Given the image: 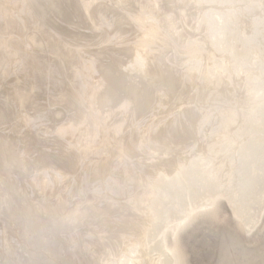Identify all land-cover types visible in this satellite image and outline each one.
Wrapping results in <instances>:
<instances>
[{"label": "bare ground", "instance_id": "obj_1", "mask_svg": "<svg viewBox=\"0 0 264 264\" xmlns=\"http://www.w3.org/2000/svg\"><path fill=\"white\" fill-rule=\"evenodd\" d=\"M0 1V19L9 29L6 34L3 33L5 25L2 28L3 24H0V47L5 44L7 47L10 43V51L9 47L4 52L0 48L1 66H5L12 57L11 70L20 76L28 77L32 71L36 72V68H33L35 65H29L32 59L29 49H35L39 41L32 39L34 37L30 35V27L27 24L33 20L34 14L44 23L42 15H46L48 8L57 5L53 0ZM76 1L77 4L79 1L83 5L86 25L104 29L107 33L106 39H100L105 47L99 50L94 46L95 49L98 52L112 51L114 57L129 54V60L122 65L125 69L123 70L127 77L136 80L137 84L141 79L146 83L155 84L156 90L152 87H146L145 90L155 92L157 108L150 111L152 115L147 113L151 116L145 118L139 137L131 131L123 132V118L118 116L120 119L116 120L117 115L112 116L113 113H108L109 110L106 109V104L114 106V95L106 89L105 77L96 71L94 65L97 64L98 58L95 55L93 59L80 56L77 66L67 61L72 64V75L77 80L79 78L83 90L81 92L74 88L73 97L80 103L82 101L85 113L83 112L80 123L66 120L67 122L55 128V132L56 135L66 138L65 149L70 154L72 149H78V154L75 155L80 159L75 162L84 160L81 166V169L85 167L82 169L85 171L82 181L88 190L93 189V193H88L91 191L89 190L80 197L73 192V187L71 191H67L65 183L74 185L76 179L78 180L77 176L66 171L67 167L54 168L53 172L57 173L50 177L55 180L58 176L57 181L62 184L61 188L65 189L69 198L66 200L63 194L61 201L54 198L50 205L37 207V212L30 209L32 215L35 214L32 211L37 213L36 216L29 217L31 224L27 221L26 225V229L33 231L32 241L37 245L43 244V235L46 234L37 232L36 227L42 225L43 227L39 228L43 231L44 222L49 225L52 223L55 225L54 231L57 228L59 232H64L61 240L65 245L60 246L61 250L58 249L64 253L59 258L61 263L185 264L178 245L179 233L199 215L215 214L221 199L226 201L246 233L255 230L264 212V0ZM114 11L115 16L112 14ZM101 35H104L103 32ZM120 37L123 38L122 41H116L121 39ZM112 41L114 42L111 43ZM19 42H25L29 48L17 51L15 47ZM87 47L89 48V45ZM24 52L28 54L27 57L22 56ZM58 54L62 61L73 56L69 51H60ZM49 72L52 74L54 71ZM1 79H4L3 76ZM171 96L173 98H170ZM73 97L63 95L58 98V103H72ZM129 102L118 108L124 119L127 118ZM5 118L6 115L0 108V125L7 121ZM28 119L31 117L24 119L25 125L29 124ZM0 131L3 130L0 128ZM4 138L6 135L2 136L0 133V173L10 169L13 171L12 167L21 174L25 170H31L32 166H27V159L23 160L24 156L14 153ZM10 143L16 145L17 142L10 139ZM112 149H116L119 154L111 157ZM47 158L49 156L41 161L39 157L35 162L42 165ZM112 164L115 170H109ZM29 167L31 168L28 169ZM37 168L34 170L37 171ZM106 172L110 173L109 177ZM98 176L102 178L100 186L94 183ZM9 177L10 183L11 180L17 179ZM1 178V183L2 179H7ZM47 179L38 186H52V181L48 183ZM92 181L94 182L90 186L89 182ZM14 182H6V185L11 186ZM68 186L70 188V185ZM36 187L34 189H37ZM0 188L3 191L6 187L2 189L0 185ZM23 190L16 194L23 195ZM6 194L8 195L7 192ZM4 196L2 200H5L3 203L7 206L3 205V210L10 213L11 202L9 204ZM30 197L35 199L36 196L31 194ZM70 198L74 199L72 202H76L74 206L79 204L78 201L86 204H79L83 209L79 206L75 211L71 208L73 205H68ZM13 205L10 206L11 209H15ZM4 207H7L6 210ZM1 212L4 213L2 208ZM46 217L52 221L46 222ZM82 221L86 227L84 233L89 234L86 238H81L76 233ZM6 223V219L1 216L0 236L3 248L7 247V232L11 229L8 227L7 230ZM70 227L74 230L68 233ZM19 228L16 229L18 232ZM60 242L59 240L58 243L61 244ZM78 243L81 251H77ZM9 245L10 264H48V260H51L48 253L45 257L41 256V259L25 262L21 259L20 248L14 249L11 243ZM50 263L57 264L51 261Z\"/></svg>", "mask_w": 264, "mask_h": 264}, {"label": "rangeland", "instance_id": "obj_2", "mask_svg": "<svg viewBox=\"0 0 264 264\" xmlns=\"http://www.w3.org/2000/svg\"><path fill=\"white\" fill-rule=\"evenodd\" d=\"M53 1L55 2V4L57 6H54L53 8L51 7L50 9L48 8L46 10V15H42L44 18L40 16L45 21L44 23H41L40 18L35 16V14H34V18L32 17L33 20L29 21V24H27L30 27V29H28L30 35H33L32 37H34L32 39H35V40L38 39V41H39V42H37V43H39L37 45V47L33 43L35 45V47H34L35 49H32V48L29 49L30 55H32L31 56L32 59H31V62H29L30 63L29 65H31V67L35 65L33 68H36V72L32 71L33 74L32 73H31L32 75L29 74L28 77L27 76L24 77L23 75L20 76V74H16V71L11 70V67L13 66L12 62H11L13 60L12 57L9 58L8 62H6V64H5L6 67L3 65L1 66V63H0V108L3 109V112L6 115V118L4 120H7V121H4L3 125L2 124L0 125L1 130H3V131H0V133L2 134V136L6 135V138H4V140L6 141V144L11 145L10 147L12 148V151H15L14 153L19 154L18 156H20V155L24 156L22 159L23 160L27 159V161H28V162L26 161V163L28 164L27 166H32V168L31 167L28 168V169L31 168L32 171L31 170H29V171L22 170V172L24 171L23 174H21L18 170L16 171L15 167H14V169L12 167L13 171H11V169L9 171L6 170L7 172H9V173L4 172L5 174L7 173L6 175L9 174V176H12L11 178H13V179L15 177H17V179L15 178L16 181L14 180L15 181L14 182L13 180H11V183L9 182L10 181L9 176H6L3 172L0 173L1 174L0 176H2V178H5V179L7 178L6 180H8V181L5 180L7 183L12 184V182H14L13 185H11L14 187H11L9 185H6L7 183L4 181V179H2L0 177L2 179V182L4 183V185H2L3 183L0 182L1 183L0 185H1L2 189H4L6 187L5 189H7V190H5V189L4 190L8 193V195H7L6 192L4 190L2 191L0 188V196L3 193V195H5L4 197H6L5 199L8 200L9 204H10V202L12 205L14 203L13 207L15 208V209H13V208L11 209L12 205L10 204L9 205V209H10L9 212L10 213H8V211H4L3 205H6V204H4L3 201H5V200H2L3 195L0 197V199H1L0 200V212H1V208H2V211L4 212V213H2V212L0 213V218L2 216V218L6 219V221H7L6 224H8V225H6L7 230H8V227L9 228L11 227V229H9V231L7 232L9 234V236H8L9 239H7L8 241L6 242V245H5L7 247L3 248V246L1 245L2 241H1V236H0V248H1L0 253L2 254V255L0 254V264H5V263L10 264V260H9V258H10V255H9L10 254V248H9L10 245H9V243H11V245L14 247V249H17V247L20 248V250H21L20 252L22 253L21 259L25 262H27V260L29 261L31 259H33V260L34 259L35 260L41 259V256L45 257L49 253L51 260H48L49 261L48 264H53V263H50V261L57 263V264H65V263H61V260H59V258H61L60 255L63 256L64 253H61L58 250V249L61 250L60 246L63 247V245H65V242H62L63 240H61V237L63 236L64 232H62V230H60V232H59V230L57 228H55V231H57L56 232L57 234L54 233L55 232L54 231L55 225L50 223L52 221V220L50 221V218L46 217L47 221L46 220L45 221L50 223V225L45 223V222H44V224L42 223L44 225V228H45V229L43 228V231L41 229L43 227L42 225H39L36 227L37 232H40V234H42V235L44 233L46 234V235H43V237H44L43 242L44 243L41 245H37L32 241V237H33L32 232L33 231H31V229H26L27 221H29V223L31 224L30 218H32L31 216L37 215V213H36L38 210L37 207L39 208L43 205H46V206L50 205L52 200H54V198H57V199L59 198V200L63 199L64 198L63 194H64V196L67 200L69 198V196H67L68 194L65 192V189L67 191H71V187H73V189H74L73 192L75 194L76 193L78 194V195L76 194V196L80 195V197H83L84 193H87L89 190H91V191H89L88 193H90V192L93 193V189L90 188L88 190V188L84 185V183L82 181V176H83V173L85 172L82 169L85 167H83L81 169V166H83L84 160L81 159V161H80V163L82 165L78 162L77 163L75 162L77 160L79 161V159H80V157L78 158L77 155H75V154H78V152H77L78 149H76V148L72 149V152L70 154L69 151L68 150L66 151V149H65L66 148L65 145L67 144L66 138H62V136L56 135V132H55V128H57L60 124H63V122L65 123L67 121L68 122L70 121L73 123H80L82 121L81 117H83L82 115H84V113H85L84 112L85 110L82 106V104H83L82 101L80 103L77 100H75V97H73V93L75 90L74 88H78V90L81 92L83 90H81V87H80L81 84L78 81L79 78L77 80V78L74 75H72V74H74V68H72V64H70L67 61H71V63H75L77 66L80 63V60H79L80 56H82L84 58L89 57V59H93V55H95L96 58H98L97 59L98 61L96 62L97 64L94 65L96 67V71L101 72L102 76L105 77V79L107 81V86H106L107 88L106 89L109 90L111 92V94L114 95V99L112 102V105H114V106L112 107L111 104H108V105L106 104V107H107L106 109L109 110L108 113L109 112L113 113L112 116L117 115L116 120L123 118L122 122L125 124L123 132H130L131 131L132 133H135V135L139 137V131L141 130V126L144 124V122L146 120L145 118L150 117L152 115V112H150V111H154L157 108V105H156L157 101L155 99V96H156L155 92L154 91L149 92L148 91L149 89L147 91L145 90L146 87H148V88L152 87L153 90H156L155 89L156 87L154 86L155 84H153V83L151 84L149 82L146 83V81H143L142 79L140 80V83L137 84L136 80H131L130 77L129 78L127 77L126 72L124 71L125 69L122 65L127 63V61L129 60V54H127V53L122 54L123 57L122 56L114 57V55L111 53L112 51L102 50V51L98 52V50L95 49L94 46H97L98 49L105 47L104 43H101V42L104 40L105 37H107V33L104 29H101V28L95 29L92 26L88 27L86 25L85 16L83 13L84 8L82 7L83 6L82 3H80L78 1V4H77L76 0H53ZM180 1H182V0H180ZM0 4H1V1H0ZM37 10L38 9H36V11ZM114 13H115V11L112 14L114 15ZM40 15H41V13H40ZM56 18L59 21H57ZM82 19H84V20H82ZM113 21H115V19ZM139 23H141V22H139ZM0 24L1 25L3 24L2 25V28H3L6 23H3V21L0 19ZM145 24H146V22H144V25ZM6 27L8 28L7 25H5V28ZM50 27H51V29H50ZM5 28L3 29V30H5L3 33L6 34L8 32L7 30H9V29H7V28L5 29ZM101 32H103L104 35H101ZM139 32L140 33L138 35L141 34V31H139ZM137 33H138V31H137ZM122 39L123 38H121V39L118 38V40L116 39V41L119 42V40L122 41ZM63 40H64V42H63ZM83 40H84V42H83ZM32 42H33V40L31 41V43ZM113 42L114 41H112L111 43H113ZM51 44H53V46ZM87 44L89 45V48L87 47L88 46ZM16 45L17 46L15 48H17L16 49L17 51H23L26 48H29L25 44V42H23V44L21 42H19ZM4 46L0 47L3 50V52L5 51V49L7 47H9V49L7 48L8 51H10V43H9V45H7V47L6 46L4 47ZM69 46H71V47L68 48ZM92 47H93V49H90ZM78 49L80 51H78ZM55 50H56V52H55ZM60 51H69L73 54V56L69 60L62 61L63 59L59 58V56H58L59 55L58 53H60ZM111 54H112V56H111ZM177 54L182 56V57L185 56V54L184 55L179 54V53H177ZM22 56L27 57L28 54H26V52H24V54H22ZM38 56H40V57H38ZM18 62L21 63V60H19ZM43 63H45V64H43ZM99 63H101V64L99 65ZM8 65H9V67H8ZM40 65L43 69L40 67ZM165 68H167V67L165 66ZM45 69H47V70H45ZM51 70L54 71L52 74L49 72ZM114 72L116 73V75ZM2 76L4 79H1ZM77 77H78V75H77ZM126 77H127V79H126ZM132 81L133 82L135 81V83H133ZM160 84H162V82ZM175 85H178V84L175 83ZM49 87H50V89H49ZM116 92H118V93H116ZM66 94L70 98L73 97L74 101L72 103L67 102V104L65 103V105L58 103V100H59L58 98L63 97V95H66ZM115 94H116V96H115ZM10 95H11V97H10ZM24 95H25V97H24ZM45 95H46V97H45ZM141 95H142V97H141ZM13 96H14V98H13ZM121 96L123 97V99L125 98L124 100L127 99V101H124L123 99H121L122 98ZM31 97L33 99H31ZM115 97H117V99ZM70 98H67V99L69 101H71ZM128 98H129V100H128ZM170 98H173V96H171ZM35 99H37L38 101L37 100L35 101ZM133 101H135V102H133ZM126 102H129V104H132V106L135 108H133L131 105L129 106V104H128V109H127L128 112L126 111L127 118L124 119V117H122V113L120 114V109H118V108H120L122 105H126L125 104ZM171 103H173V101H171ZM34 107H35V109H34ZM129 107L131 110L129 109ZM111 108H112V110H111ZM53 111L55 113H53ZM79 111H81L82 114L79 115ZM115 111H116V113H115ZM149 112L151 115L147 114ZM28 116H30L31 119H28L27 121L29 124L25 125L26 122L24 119L27 118ZM31 121L34 122L33 125H32ZM45 123H47V125ZM36 124H37V126H36ZM3 128H5V129H3ZM10 139L12 141L17 142L16 145L14 143H10ZM17 147H18V149H17ZM13 149H15V150H13ZM25 150L27 151L26 154L24 153ZM115 150L114 149L111 150V157H113L116 153L119 154V152L117 150L116 151ZM20 152L23 154H21ZM27 155H28V158H27ZM46 156H49V158L46 159L44 164L38 165V163L35 162V161L39 160L38 159L39 157H40V160L43 161V159H45ZM67 160H69V161H67ZM88 162H90V160ZM20 164H21V162H20ZM59 166L60 167L64 166V168L67 167V168H65L66 171H68L72 175L77 176V177L76 176L75 177L78 178V180L76 179V183L74 185L72 183V186H71V184L69 182H66L65 183L66 188L62 189L61 188L62 184H60L58 182L59 181L58 176L55 178V180H52V178L50 176L53 173H57V172H53V170H54V168H58ZM51 167H52V170H51ZM36 168H37V171L34 170ZM45 168L47 169L46 171H45ZM109 168H110L109 170H111V168L113 170L116 169L113 164L110 165ZM14 172H16V173H14ZM115 172L117 173V171H115ZM75 173H77V174H75ZM13 175H14V177H13ZM30 175H34V176H30ZM109 175H110V173L106 172V176L109 177ZM3 176H5V177H3ZM23 177H24V179H23ZM47 177L49 179H47ZM108 177H106V178H108ZM21 178H22V180H21ZM46 179H47L48 183L52 181L51 183H53V185L50 187L49 186L47 187V185H46L44 188L39 187L38 184L41 182H44V181L46 182ZM101 179H102L101 176H98V180L96 182H94V181L89 182L90 186L92 185L93 182L96 183V185L101 184L102 183ZM32 181H33V183H32ZM18 182L21 186L18 184ZM68 185H70V188ZM3 186H5V187L3 188ZM25 186L29 187L30 191ZM35 186H37L36 187L37 189H34ZM90 186H88V187H90ZM38 189H39V191H37ZM41 189H43L44 191ZM21 190H23V193H24L23 195L22 194L20 195L19 193L16 194L17 192H20ZM102 190H103V188H102ZM29 192H31V194H34V196H36L35 199H32L30 197L31 194ZM73 192H70V194H72ZM11 195H13V198H11ZM14 195L17 197H15ZM18 195H20L21 197ZM38 195H40L42 198L39 197ZM44 196L46 197V199L48 198L47 201L49 203L46 201ZM90 197H92V195H90ZM16 198H17V200H16ZM9 199H10V201H9ZM72 200H74V199L70 198V201H69L70 203L68 202L69 203L68 205L69 206H70V204L73 205V206H71V208H74L75 211H77L76 209L81 207L80 205L86 204V202L84 203V202L78 201V203L80 205L77 204L78 206L76 205L77 206L76 207V206H74L76 202L75 201L72 202ZM29 205H31V206L29 207ZM6 208L7 207H4L5 210H6ZM30 209L31 210L34 209L36 212H34V211H32V212L35 213L36 215L35 214L32 215ZM27 211H29V212H27ZM21 213H23V214L21 215ZM262 214L263 215H261V218H260L257 226L254 228L255 230L251 231L250 233H246L241 228V226L239 225L238 220L232 214V212H231L230 208L228 207V204L226 203V201L224 199H221L216 206L215 214L199 215L195 220H193L188 226H186L184 229H182L181 232L179 233L178 245L180 246L179 248H180V251L183 255V259L185 261V264H264V212ZM6 217H8V218H6ZM51 224H52V226H51ZM84 225H85V222L82 221L79 224V227L77 228L78 231L76 232L80 235L81 238H86L89 235V234H87V232L84 233V231L86 229V227H84ZM47 226L49 227V229H47ZM239 226H240V228H239ZM17 227L18 228L23 227L24 229L19 228L20 230L18 232V230H16ZM39 227H41V228H39ZM51 227L53 228V230H51ZM80 228L82 231L80 230ZM72 229L74 230V228L70 227L69 230H67L68 233H71V231H73ZM49 231H50V233H49ZM47 233H49V234H47ZM11 234L13 235V237ZM51 235H53L52 238H51ZM181 237H182V239H181ZM53 239H55V240L52 241ZM59 240L62 242V243L60 242L61 244L58 243ZM48 241H50L51 243ZM49 243L51 244V247H50ZM22 245L23 246L25 245L26 247L25 246L22 247ZM45 245H46V247H45ZM79 245H80V243H78V245H77V251H79V250L81 251V249H82L81 246H79ZM28 249H29V251H28ZM8 251H9V253H8ZM4 253L7 257L5 255H3ZM3 256H5V257H3ZM5 259H7V260H5ZM46 259L44 258V260H46Z\"/></svg>", "mask_w": 264, "mask_h": 264}]
</instances>
